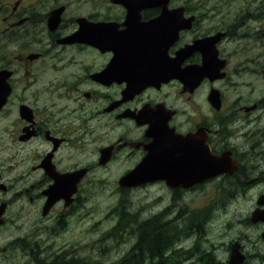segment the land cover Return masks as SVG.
I'll use <instances>...</instances> for the list:
<instances>
[{"label": "flooded vegetation", "instance_id": "1", "mask_svg": "<svg viewBox=\"0 0 264 264\" xmlns=\"http://www.w3.org/2000/svg\"><path fill=\"white\" fill-rule=\"evenodd\" d=\"M124 1L130 13L118 0H0V229L5 238L9 220L14 224L22 213L12 201L17 197L18 205L29 197L39 213L36 235H44L38 241L50 242L57 213L41 211L52 184L63 174L68 180V171L88 159L89 173L113 168L121 177L138 167L153 140L162 156L165 142L149 134L152 126L168 125L182 134L204 128L214 154L231 150L243 179L264 180V0H214L209 7L206 0L151 6ZM165 7L182 8L191 19L190 27L177 19L183 29L173 41L163 37L168 23L157 20ZM207 37L225 60L226 76L203 83L207 91L219 88L222 102L220 109L208 105L209 125H201L192 117L200 113L201 86L189 92L178 78L149 83L147 66L154 58L160 67ZM238 50L249 52L237 59ZM200 61L201 52L195 51L174 64L184 68ZM76 147L85 151L68 155ZM103 152L110 158L101 165ZM57 194L64 193L58 189ZM256 230L260 247L264 222ZM241 249L245 264H264V255L257 257L244 242ZM0 264H9V256L0 252Z\"/></svg>", "mask_w": 264, "mask_h": 264}, {"label": "rangeland", "instance_id": "2", "mask_svg": "<svg viewBox=\"0 0 264 264\" xmlns=\"http://www.w3.org/2000/svg\"><path fill=\"white\" fill-rule=\"evenodd\" d=\"M206 1L204 6L209 7L214 0ZM235 12L236 10L234 13ZM247 52L249 51L238 50L235 57L237 59H244ZM82 151H85V149L76 147L75 151L68 152V155ZM74 161L75 159L73 162ZM89 163L90 159L87 160L85 165ZM95 172L96 169H93L90 177L84 182L85 189H87L85 192L88 193L87 202L81 210L76 211V213L68 219V228L55 237V245L59 247L63 244H68V257L76 255L86 259L99 258L106 263L119 259L132 244L133 239L123 237L125 233H123V236H120L122 239L121 241L106 239L110 237L108 232L113 228L115 223L113 212L119 200L129 204L130 196L127 193L122 194V192L112 191L115 186L112 179L109 181L97 180L96 176H94ZM218 183V187L213 183L212 186L201 188L200 196L198 194V196L195 195L196 199H200V205L206 204L212 200V203L217 206L214 218L209 222L208 231L205 235L211 240H218L217 243L222 240L228 241L230 236H247L245 234V232H247L245 218L251 212L258 193L264 190V183L259 185L257 181H246L244 183V188L246 187L247 192L244 193L242 192L243 189H241L240 191H236L234 195L226 193V195H224V201L219 200L218 194L223 186L228 185V182L218 181ZM162 188H166V186L160 185L154 191L145 188H136L133 190L135 191L133 192V199L137 204H143L148 199V197H146L148 193H150L149 197H152L154 194L160 192ZM17 199L18 198L15 197L12 201L13 209L20 208L22 213L14 224L8 225V237L5 238L4 230L1 231L0 250L2 251L4 248L11 247L10 242L12 240L22 237L30 229V225L38 213L36 204H33L35 202L29 200V197L20 200L18 205L16 204ZM185 200L191 203L192 197L186 195ZM61 209L62 206L59 205L57 211L60 213ZM147 212H149V210ZM253 234L254 237H258L256 231ZM261 248L264 251V246Z\"/></svg>", "mask_w": 264, "mask_h": 264}, {"label": "trees", "instance_id": "3", "mask_svg": "<svg viewBox=\"0 0 264 264\" xmlns=\"http://www.w3.org/2000/svg\"><path fill=\"white\" fill-rule=\"evenodd\" d=\"M175 239L171 231L166 233L159 222L143 225L139 230L138 241L125 255L123 262L115 264H167L165 253L174 246ZM70 261L68 264H72Z\"/></svg>", "mask_w": 264, "mask_h": 264}, {"label": "water", "instance_id": "4", "mask_svg": "<svg viewBox=\"0 0 264 264\" xmlns=\"http://www.w3.org/2000/svg\"><path fill=\"white\" fill-rule=\"evenodd\" d=\"M191 51L185 52L184 54L181 55V58H185L186 56L189 55ZM204 64L202 66H200L199 68H197L196 66H190L188 67V71L187 72H191L193 74H198L199 72L202 73V71H210L212 69L213 72V63H212V55L209 51H207V54L204 53ZM215 67V66H214ZM216 70L218 71V68L216 67ZM186 72V73H187ZM184 73V75L186 74ZM215 75L216 72H213ZM220 76V75H219ZM191 140L192 137H189ZM190 163L193 169V166H195V172L198 173H208V175H211V171L214 170L215 168V163L213 161V156L211 155V153L209 152V149L202 146L201 148H199L198 152L196 153V155L194 157H192V159H190ZM182 165L186 166V162ZM233 167V166H232ZM232 169V168H230ZM84 170L81 172H74L72 174H69L70 176H73V179L68 180L69 183H76L84 174ZM122 184H132L134 183L133 181H129V180H122L121 181Z\"/></svg>", "mask_w": 264, "mask_h": 264}, {"label": "bare ground", "instance_id": "5", "mask_svg": "<svg viewBox=\"0 0 264 264\" xmlns=\"http://www.w3.org/2000/svg\"><path fill=\"white\" fill-rule=\"evenodd\" d=\"M156 229H158V228H156ZM161 230H162V229H161ZM158 233H159V232H158ZM169 233H170V232H169ZM160 234H161V233H160ZM167 235H168V234H167ZM172 237H173V236H172ZM161 239H162V238H161ZM172 239H173V238H172ZM164 240H165V239H164ZM164 240H163V241H164ZM166 241H167V240H166ZM153 243H154V242H153ZM149 244H150V243H149ZM165 259H166V257H165Z\"/></svg>", "mask_w": 264, "mask_h": 264}]
</instances>
